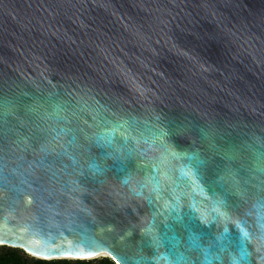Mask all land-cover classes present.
<instances>
[{"label": "water", "instance_id": "1", "mask_svg": "<svg viewBox=\"0 0 264 264\" xmlns=\"http://www.w3.org/2000/svg\"><path fill=\"white\" fill-rule=\"evenodd\" d=\"M0 246L264 264V0H0Z\"/></svg>", "mask_w": 264, "mask_h": 264}, {"label": "trees", "instance_id": "2", "mask_svg": "<svg viewBox=\"0 0 264 264\" xmlns=\"http://www.w3.org/2000/svg\"><path fill=\"white\" fill-rule=\"evenodd\" d=\"M0 264H114V261L109 257H100L92 260H45L40 258H30L27 254L21 253L20 249L0 246Z\"/></svg>", "mask_w": 264, "mask_h": 264}, {"label": "rangeland", "instance_id": "3", "mask_svg": "<svg viewBox=\"0 0 264 264\" xmlns=\"http://www.w3.org/2000/svg\"><path fill=\"white\" fill-rule=\"evenodd\" d=\"M20 252H21V253H25V252H24L23 250H21V249H20ZM25 254H27V253H25ZM27 255H28V254H27ZM28 256H29L30 258H36V257L31 256V255H28Z\"/></svg>", "mask_w": 264, "mask_h": 264}, {"label": "snow or ice", "instance_id": "4", "mask_svg": "<svg viewBox=\"0 0 264 264\" xmlns=\"http://www.w3.org/2000/svg\"><path fill=\"white\" fill-rule=\"evenodd\" d=\"M114 264H115V262H114Z\"/></svg>", "mask_w": 264, "mask_h": 264}]
</instances>
